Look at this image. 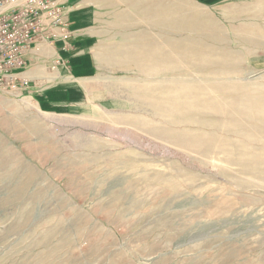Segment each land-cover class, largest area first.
Listing matches in <instances>:
<instances>
[{
	"label": "rangeland",
	"instance_id": "1",
	"mask_svg": "<svg viewBox=\"0 0 264 264\" xmlns=\"http://www.w3.org/2000/svg\"><path fill=\"white\" fill-rule=\"evenodd\" d=\"M111 1L0 90V264H264V0Z\"/></svg>",
	"mask_w": 264,
	"mask_h": 264
},
{
	"label": "built area",
	"instance_id": "2",
	"mask_svg": "<svg viewBox=\"0 0 264 264\" xmlns=\"http://www.w3.org/2000/svg\"><path fill=\"white\" fill-rule=\"evenodd\" d=\"M69 1L0 0L1 91L21 97L30 88L32 81L22 75L28 50L40 43L68 42Z\"/></svg>",
	"mask_w": 264,
	"mask_h": 264
},
{
	"label": "crops",
	"instance_id": "3",
	"mask_svg": "<svg viewBox=\"0 0 264 264\" xmlns=\"http://www.w3.org/2000/svg\"><path fill=\"white\" fill-rule=\"evenodd\" d=\"M69 6V27L71 31H78V35L69 39L72 43L69 41L65 43L63 40L53 45L40 43L35 49L28 50V67L22 75L32 82L30 88L23 93V97L32 96L34 90L35 94L40 90L43 91L53 79L60 78L55 74V70L61 55L67 56L69 53L68 45L72 47L76 41V44H80L83 48L93 40L92 37L96 44H106L108 37L114 33L112 28L115 23L112 13L116 11V7L114 9L111 0H70Z\"/></svg>",
	"mask_w": 264,
	"mask_h": 264
}]
</instances>
